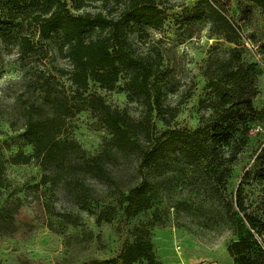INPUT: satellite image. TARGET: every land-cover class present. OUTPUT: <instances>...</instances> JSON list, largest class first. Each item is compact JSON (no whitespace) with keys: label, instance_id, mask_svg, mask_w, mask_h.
Listing matches in <instances>:
<instances>
[{"label":"rangeland","instance_id":"obj_1","mask_svg":"<svg viewBox=\"0 0 264 264\" xmlns=\"http://www.w3.org/2000/svg\"><path fill=\"white\" fill-rule=\"evenodd\" d=\"M66 1L74 14H106L114 9L109 16L117 18L123 8L121 4L115 7L112 0H97L86 1L80 9H74ZM200 1L155 0L163 12L159 28L139 32L130 22L124 29L135 53L153 61L157 68L153 81L162 86L166 110L163 115L168 119L173 115L169 125H165L152 113L151 141L164 140L172 129L191 132L206 123L211 110L205 105L214 99L215 85H223L228 79L225 66L235 69L247 62L261 67L262 73L254 78L252 86L256 113L249 124V141L236 160L228 164L223 184L214 179L223 166L189 159L179 146L170 153L172 171L160 179L150 174V168L138 167V151L120 152L112 148L111 134L99 113L81 103V99L96 95L110 109L132 121L142 120L143 104L127 98L124 73L112 89L90 81L80 97L65 72L69 62L58 37L41 40L35 25L24 23L34 42V50L26 55L20 53L17 45H6L0 39L2 158L19 151L32 153L22 137L24 111L30 104L47 109L44 82L48 81L83 105L81 111L66 119L65 130L59 136L79 145L80 152L71 155L70 162L101 156L111 175V180L84 177L97 194L87 210L75 202L70 185L44 182L50 170L37 162L5 163V183L0 188V264L101 263L116 258L123 245L133 240L134 227L140 225L149 228L154 258L159 264H234L227 246L245 230L243 216L264 223V181L254 178L264 167L255 163L257 154L264 152V18L260 8L251 2L242 0L238 5L237 0H231L226 6L227 0H219L224 4L230 28L213 21ZM149 138L140 140L143 147L148 145ZM208 166L216 170V176L206 174ZM141 180L157 183L149 210L127 217L120 209L110 222H96L104 205H114L120 193H126ZM239 185L242 212L236 206ZM262 237L263 233L256 234L258 240Z\"/></svg>","mask_w":264,"mask_h":264},{"label":"trees","instance_id":"obj_2","mask_svg":"<svg viewBox=\"0 0 264 264\" xmlns=\"http://www.w3.org/2000/svg\"><path fill=\"white\" fill-rule=\"evenodd\" d=\"M69 1L74 9H80L86 1L97 0ZM112 1L115 7L123 5L117 18L109 16L114 9H109L106 14L100 11L71 13L66 0H0V39L6 45H17L20 53L26 55L34 50V42L27 35L24 23H33L41 40L58 37L69 62L65 72L80 97L90 81L112 89L119 75L124 73L126 79L123 85L127 98L140 100L143 104L142 120L132 121L127 115L110 109L96 95L81 99V103L88 104L99 113L111 134L112 148L120 152L138 151V167L150 168V174L160 179L172 171L170 153L179 146L189 159H202L205 163L223 166L218 177L214 178L223 184L228 164L236 160L249 141V124L256 113L252 103V86L254 78L262 73L261 67L257 63L247 62L240 63L235 69L225 66L224 72L228 79L223 85H215L214 99L205 105L211 110L206 123L191 132L172 129L164 140L156 138L151 141L149 131L152 113L155 112L165 125H169L173 115L169 119L163 115L166 110L162 102V86L153 81L157 68L153 61L135 53L124 27L131 22L129 25L135 31L157 29L162 25L163 12L155 0ZM241 1L237 0L238 5ZM243 1L259 7L264 18V0ZM227 2L226 6H229L231 0ZM200 3L208 10L207 15L213 16V21H220L232 28L223 3L219 0H201ZM196 16L197 12L194 14ZM44 84V104L48 106L47 109L30 104L24 111L26 121L22 137L23 142L31 147L32 153L19 151L7 159L0 155V188L5 183V163L27 164L34 161L50 170L44 182L52 180L53 184L70 185L75 202L89 210L90 202L97 199V194L85 183L84 177L111 180L109 168L101 156L82 157L79 163L70 162V156L80 152L79 145L74 140L59 136L65 130L66 119L81 111L83 105L73 96L53 88L48 81ZM148 138V145L143 147L140 140ZM255 163L264 164V152L257 154ZM210 168L206 174L216 176V170L212 168L211 173ZM254 178L264 181V167ZM156 188L157 183L150 180H141L130 186L126 193L118 195L114 205L102 207L96 222H110L120 209L127 217H135L149 210L156 197ZM240 192L241 185L237 190L236 206L242 212ZM243 218L244 224L241 223L246 228L239 232L237 240L228 244L227 252L233 257L234 264H264V237L260 240L256 238V234L263 233L264 236V223L247 215ZM132 234L133 240L123 245L116 258L94 264H159L154 258L149 228L145 225L134 227ZM244 258H247L246 262L242 263Z\"/></svg>","mask_w":264,"mask_h":264}]
</instances>
